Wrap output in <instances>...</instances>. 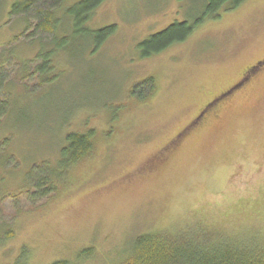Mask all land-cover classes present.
<instances>
[{"label": "rangeland", "instance_id": "rangeland-1", "mask_svg": "<svg viewBox=\"0 0 264 264\" xmlns=\"http://www.w3.org/2000/svg\"><path fill=\"white\" fill-rule=\"evenodd\" d=\"M78 1L67 0L65 9ZM12 2L0 0V55L23 27L10 18ZM199 7L189 0H108L88 26L114 24L116 33L96 51L77 38L57 50L50 88L37 87L33 75L20 90L21 63L33 72L35 54L48 49L32 37L11 44L5 54L16 57L8 66L13 114L0 137L14 133L8 151L18 159L14 174L0 180V264H117L136 236L149 232L196 229L264 240V65L248 72L264 60V0L206 20L159 55L144 58L138 48L190 13L199 18ZM247 72L241 90L172 143ZM148 78L154 93L134 96L133 87ZM89 129L97 133L93 152L67 170L54 193L35 204L20 194L31 166L55 171L66 136ZM86 248L93 254L79 258Z\"/></svg>", "mask_w": 264, "mask_h": 264}, {"label": "trees", "instance_id": "trees-1", "mask_svg": "<svg viewBox=\"0 0 264 264\" xmlns=\"http://www.w3.org/2000/svg\"><path fill=\"white\" fill-rule=\"evenodd\" d=\"M66 1L14 0L12 2L9 11L10 18L11 20H21L23 27L19 33H15L14 38L8 44V48H5L7 50L3 49L0 55L1 130L4 129L13 114H10L11 101L8 99L12 82V79H10L12 77L11 69L9 70L8 66H13V60L16 57L10 59L5 54L6 52L10 53L14 49L11 44L15 46L18 42L24 40L25 37H32L31 40L34 44H41L42 47L48 49L45 54L41 52L35 54L34 61L39 64L33 72H30L28 64L21 63L20 80L23 88L20 90L22 92L24 89L27 90L24 82L33 75L38 76L39 84L37 87H52L54 80L58 77L56 76L57 73L51 76L52 71L54 72L57 69L53 65L54 60L58 59L55 53L57 50L65 49L66 44L71 39H88L91 42V49L96 51L103 47L116 33L117 25L114 24L97 29H92L88 26L95 10L108 0H80L65 9ZM189 1L200 6L195 13V15L198 14L200 17L195 19L193 13H190L188 18L185 17L180 22L175 21L164 30L142 41L138 46L142 57L151 58L175 45L186 42L195 29L206 20L218 19L223 12L234 11L247 0ZM58 15H61L63 20ZM58 36L61 37L58 39ZM86 49L89 51V46H86ZM252 71L256 72L255 68L251 67L248 69V72ZM248 72L241 83L235 84L230 89L233 87L239 88L247 81ZM147 88L150 92L148 91V94L143 95L142 93L147 91ZM153 90L154 79L148 78L137 83L131 93L140 99H146L147 96H151L154 93ZM226 99L220 100L219 104ZM206 108L207 106L205 105L196 117L198 122L191 124L189 131L184 130L172 141L174 145L179 144L187 133L204 119L201 115ZM194 120L192 121L193 123L195 122ZM113 121L111 120V122ZM96 135L97 133L94 129H89L85 133H69L66 136V147L61 150L62 161L57 164L56 170L53 171L49 166L43 165L31 166L28 169L30 172L24 177L25 181L29 183L28 188L23 187L22 189L24 190L20 194L29 195L30 202L35 204L54 193L58 189L60 182H62V177L67 170H72L78 163L91 155L94 150ZM12 137H15V135L11 130L0 137V180L14 174L13 163L18 157L8 151L13 145ZM195 230L185 231L178 235L162 232L140 234L134 239L132 248L126 252L125 257L118 261L117 264H264V247L261 248V246H264V240L249 239L242 241L231 239L225 233L222 234L218 231H204L207 233L198 234L196 232L199 231ZM92 254L93 248H86L80 252L79 258L89 257ZM53 264H67V262L57 261Z\"/></svg>", "mask_w": 264, "mask_h": 264}, {"label": "flooded vegetation", "instance_id": "flooded-vegetation-1", "mask_svg": "<svg viewBox=\"0 0 264 264\" xmlns=\"http://www.w3.org/2000/svg\"><path fill=\"white\" fill-rule=\"evenodd\" d=\"M263 62V63H262ZM260 61V62H258L257 64H255V66H254V68H255V71H258L263 65H264V60L263 61ZM254 72V71H253ZM246 80V79H245ZM244 80V81H245ZM242 81V80H241ZM246 82L247 81H245L239 88H232V89H228V90H226L225 92H223V94L221 93L219 96H217L216 98H214L212 101H210L206 106H207V108L202 112V115H201V117L202 118H204L203 116H205V114L207 113V112H209L211 109H213L214 107H215V105L217 104V103H219V101L221 100H223V99H226V98H229V97H231L233 94H235L236 92H238L239 90H241L245 85H246ZM241 83V82H240ZM237 84V83H236ZM228 93V94H227ZM221 97V98H220ZM200 117V118H201ZM195 122L193 123V124H195V123H197L198 122V118H195V120H194Z\"/></svg>", "mask_w": 264, "mask_h": 264}]
</instances>
